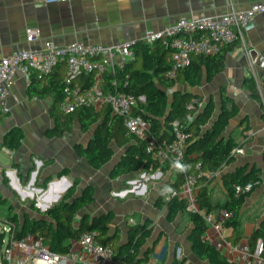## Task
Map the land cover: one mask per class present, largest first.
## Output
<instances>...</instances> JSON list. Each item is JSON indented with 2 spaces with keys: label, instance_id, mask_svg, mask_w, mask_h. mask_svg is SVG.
Here are the masks:
<instances>
[{
  "label": "crops",
  "instance_id": "1",
  "mask_svg": "<svg viewBox=\"0 0 264 264\" xmlns=\"http://www.w3.org/2000/svg\"><path fill=\"white\" fill-rule=\"evenodd\" d=\"M258 1L263 0H65L54 3L0 0V59L22 48H42L50 39L61 46L72 42L114 45L137 41L147 30H161L182 16H217L231 7L250 8ZM28 27L41 29V36L33 43L26 40ZM248 48L264 54V13L254 17L253 27L229 50L223 71L211 80L205 77L200 86L184 84L176 88L201 95L205 102L212 97L214 115L217 114L212 121L220 114L223 86L238 105L239 113L230 120L224 134L234 137L241 145L238 148L244 151L236 153L235 159L218 172L201 179L197 193L205 190L212 202L225 203L231 199L224 180L227 174L238 170L239 173L259 170L258 183L238 207L237 216L233 219L240 222L239 230L243 235L240 241L249 242V236L264 224V93L261 99L254 97L245 83L261 81L264 86V68H252ZM36 73H17L8 98L11 110L0 117L1 143L14 128H20L24 133L22 144L15 150L13 158L0 154V197L7 200L8 206L13 205L12 213L20 220L22 213H29L31 218L42 217L38 210L43 211L47 203L53 204L58 195L60 201L74 180L79 179L75 196L82 195L91 186L94 200L79 210L76 226L81 224L84 216L93 218L113 212L111 232L115 233L118 228L121 234L119 242L126 243L130 226L150 219L153 221L152 232L142 249V257L146 258L140 264H174L179 258L188 264H214L209 259H201L195 252L190 237L194 226L189 215L179 214L175 220H170L167 208L159 204V198L167 191L165 184L176 180L178 170L150 166L113 177L114 166L128 150L127 146L119 147L114 141L111 147L116 144L117 154L115 151L102 168H95L77 151V145L90 143L95 127L83 131L81 122L75 120L72 131L63 136L50 134L55 125L49 113L53 97L43 98L29 92L32 76ZM66 73L65 63H60L43 81L36 80L35 85L41 90L48 82ZM93 75L96 80L97 75ZM76 82L79 84L80 78ZM105 106L108 105L94 110L100 111ZM211 125L205 126L204 130ZM63 170L68 174L57 176ZM55 180L59 183L51 186ZM251 180H254V173ZM220 209L223 207L212 212L218 215ZM11 211L3 212L2 216L9 215ZM233 234V225H225L224 235L231 243H234L231 239ZM203 236L215 246L217 234L212 227H207ZM149 249L151 252L148 254ZM220 252L231 261V254Z\"/></svg>",
  "mask_w": 264,
  "mask_h": 264
},
{
  "label": "trees",
  "instance_id": "2",
  "mask_svg": "<svg viewBox=\"0 0 264 264\" xmlns=\"http://www.w3.org/2000/svg\"><path fill=\"white\" fill-rule=\"evenodd\" d=\"M237 41L225 45L218 53L214 55L198 54L192 56L190 63L178 70L174 77L169 76V71L173 68V52L161 43L155 45L137 40L132 49L135 52V59L123 68H117L104 75L103 87L106 90H125L133 93L135 96L144 95L146 100L140 102L136 113L140 114L152 125V131L159 138H171V128L175 121H179L191 134L188 143L185 159V170L178 171L175 181L167 182V191L159 198V204L167 208L168 218L175 220L179 214H188L193 223V231L190 235L194 250L203 260H210L214 264H238L235 261L226 259L213 244L203 236L208 225L202 215L198 213H189L186 210V201L174 192L181 189L186 174L196 170L198 162L202 163L203 174L200 177L204 179L209 173H216L223 166L235 159L232 154L233 149L241 147L239 142L232 136L225 135V131L230 120L237 116L239 108L236 101L227 93L225 87L221 89V109L218 118L212 122L215 110V102L211 97L207 102L204 97L195 93L186 92L177 89V85L187 84L190 87L202 85L204 78L211 80L216 74L223 71L226 64V56L229 50ZM48 75L38 73L34 74L33 83L29 89L30 93L40 97H53V104L49 109L51 117L55 120L54 127L50 134L63 136L66 132L72 131L75 120H79L83 131L95 127L93 138L87 146L77 145L79 154L85 156L95 168H102L108 163L113 154L111 143L114 141L119 147L127 146L128 150L114 166L111 175L116 177L123 173L163 167L164 170L170 167L153 159L145 151L143 144L135 137L127 135L126 127L123 125L122 118L112 112L110 106L103 107L100 111L92 108H81L74 113L66 114L60 109L61 101L64 97V86L66 76L62 75L48 82L43 89H37L36 80L43 81ZM80 83L75 80V84L82 87H88L95 82L94 75H81ZM77 78V79H78ZM252 95L261 99L262 93L256 83L251 80L245 83ZM171 90V94L168 92ZM264 93V86H263ZM200 104H203L201 107ZM212 123L211 127L204 130L205 126ZM24 133L20 128H14L5 137L4 143L14 150L22 144ZM136 140V141H135ZM254 173V180L260 179V171L240 172L227 174L224 178L229 187L231 199L225 203H214L211 201L208 193L201 190L198 193V201L201 208L208 212L220 207L237 209L241 206L246 197L250 194H242L235 197L234 185L251 181V175ZM68 174L67 170L61 171L57 176ZM199 180V182H200ZM79 179L74 180V184L67 194L58 202L46 209L38 210L42 214L40 218H31L29 213H25L22 220L16 214L11 215V219L19 223L16 230V236L22 237L30 232L42 238L43 242L53 251L59 253H68L72 247L73 241L80 238L86 230H94L98 233L99 240L113 248L115 258L122 260L125 264H140L145 258L142 257L143 246L152 232V220L144 223H137L130 226L129 238L126 243H120V230L117 228L115 233L111 232V223L114 218L113 212L103 213L93 218L84 216L81 218V224L76 226L75 222L79 210L86 204L94 200L93 188L89 186L82 195H76ZM2 202L6 199L0 197ZM0 202L4 205V203ZM35 207V203H32ZM8 209L13 210V205ZM234 227V234L231 239L234 243L243 238L239 230L240 222L233 220L226 223ZM259 238L264 241V224H262L251 236L249 242L255 247ZM151 250H148V254ZM186 263V260H177L174 264ZM191 264V263H190Z\"/></svg>",
  "mask_w": 264,
  "mask_h": 264
},
{
  "label": "built area",
  "instance_id": "3",
  "mask_svg": "<svg viewBox=\"0 0 264 264\" xmlns=\"http://www.w3.org/2000/svg\"><path fill=\"white\" fill-rule=\"evenodd\" d=\"M45 1L54 3L65 0ZM260 13H264V0L253 3L247 9L231 7L217 16L208 14L182 16L161 30H147L141 41L151 45L161 43L173 52L174 63L169 76L174 77L178 70L190 63L192 56L214 55L225 45L243 39L244 33L253 27L254 17ZM40 36L39 27L26 29V40L29 43L35 42ZM135 42L124 41L114 45L72 42L61 46L50 39L42 48H22L1 58L0 117L7 115L11 110L8 98L12 94L11 88L19 71L28 75L34 72L39 75L50 74L60 63H65L67 76L64 97L60 104V109L64 113H74L81 108L99 109L104 105L110 106L112 112L122 118L127 135L140 141L148 155L179 171L176 164L185 166L191 136L185 126L175 121L171 128L172 137L159 138L152 131L151 123L136 113L140 102L146 100L144 95L135 96L129 91H112L103 87L106 73L123 68L135 59V52L132 49ZM248 52L251 55L252 68L255 66L264 68V54L256 52L254 48H248ZM91 73L97 75L92 85L82 87L75 84L79 76ZM257 86L263 93V83L257 81ZM243 151V148H235L232 154ZM1 153L13 158L15 150L0 142ZM202 174V163L198 162L196 170L186 174L180 191L174 192L173 195L186 201L187 212L202 215L208 227H212L217 234L214 243L216 248L231 254V261L238 264H264L262 238L257 241L255 247H252L248 241L231 243L224 235V227L229 220L235 219L237 209L223 208L215 215L201 208L197 187ZM257 183L258 181L251 180L235 184V197L251 193ZM0 221V264H125L115 258L111 246L99 240L97 231H84L79 239L73 241L70 251L64 254L51 250L41 237L33 233L28 232L22 237H17L19 223L12 220L8 214L0 216Z\"/></svg>",
  "mask_w": 264,
  "mask_h": 264
},
{
  "label": "rangeland",
  "instance_id": "4",
  "mask_svg": "<svg viewBox=\"0 0 264 264\" xmlns=\"http://www.w3.org/2000/svg\"><path fill=\"white\" fill-rule=\"evenodd\" d=\"M183 88H186V87H183ZM168 92L171 94L172 91L169 90ZM216 115H217V114H215L214 116H216ZM113 146H114L113 151H114V153H115V151H116V154H117L118 149H117V147H116V144L113 143ZM116 157H117V155H116ZM0 202H2V201L0 200ZM2 203H4V205L0 203V216L4 215L3 212H7V213H9V210L6 208V207H8L7 202H6V203H5V202H2ZM32 207H33V205H32ZM12 212H13V211L10 212L9 216H11V215L13 214ZM29 215H30V214H29ZM21 216H22L21 218L23 219V217H24V213H22ZM17 217H18V216H17ZM30 217H31V215H30ZM0 222H1V221H0ZM0 225H1V223H0Z\"/></svg>",
  "mask_w": 264,
  "mask_h": 264
},
{
  "label": "water",
  "instance_id": "5",
  "mask_svg": "<svg viewBox=\"0 0 264 264\" xmlns=\"http://www.w3.org/2000/svg\"><path fill=\"white\" fill-rule=\"evenodd\" d=\"M217 119V118H216ZM215 119V120H216ZM214 120V121H215ZM214 121H212V122H214ZM63 179H65V177H63ZM56 183H59V181L58 180H55L54 182H52L51 183V186L53 185V184H56ZM69 186H70V184H69ZM59 198H60V196L58 195L57 197H56V199H55V201H54V203H58L59 201ZM53 203V204H54ZM52 203H47V204H45V207L43 208V211H45L46 209H48L49 207H51L52 205H53Z\"/></svg>",
  "mask_w": 264,
  "mask_h": 264
},
{
  "label": "clouds",
  "instance_id": "6",
  "mask_svg": "<svg viewBox=\"0 0 264 264\" xmlns=\"http://www.w3.org/2000/svg\"><path fill=\"white\" fill-rule=\"evenodd\" d=\"M176 167H177L179 170L183 171L185 166L180 165L179 163H177V164H176Z\"/></svg>",
  "mask_w": 264,
  "mask_h": 264
}]
</instances>
